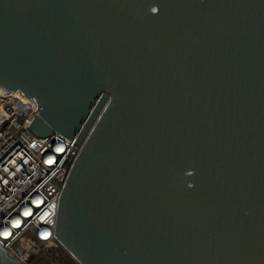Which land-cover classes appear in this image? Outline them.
I'll return each instance as SVG.
<instances>
[{
  "label": "water",
  "instance_id": "water-1",
  "mask_svg": "<svg viewBox=\"0 0 264 264\" xmlns=\"http://www.w3.org/2000/svg\"><path fill=\"white\" fill-rule=\"evenodd\" d=\"M0 92L81 145L78 264H264V0H0Z\"/></svg>",
  "mask_w": 264,
  "mask_h": 264
},
{
  "label": "built area",
  "instance_id": "built-area-1",
  "mask_svg": "<svg viewBox=\"0 0 264 264\" xmlns=\"http://www.w3.org/2000/svg\"><path fill=\"white\" fill-rule=\"evenodd\" d=\"M34 107L0 94V247L19 264H32L37 246L57 245L59 197L81 148L59 133L37 136Z\"/></svg>",
  "mask_w": 264,
  "mask_h": 264
},
{
  "label": "rangeland",
  "instance_id": "rangeland-1",
  "mask_svg": "<svg viewBox=\"0 0 264 264\" xmlns=\"http://www.w3.org/2000/svg\"><path fill=\"white\" fill-rule=\"evenodd\" d=\"M33 255L35 263L43 259L39 264H78L60 245L37 246Z\"/></svg>",
  "mask_w": 264,
  "mask_h": 264
},
{
  "label": "bare ground",
  "instance_id": "bare-ground-1",
  "mask_svg": "<svg viewBox=\"0 0 264 264\" xmlns=\"http://www.w3.org/2000/svg\"><path fill=\"white\" fill-rule=\"evenodd\" d=\"M0 94H6L7 95L8 93H2V92H0ZM12 96L17 97V98L25 99V97L22 94H20L19 92L13 93Z\"/></svg>",
  "mask_w": 264,
  "mask_h": 264
},
{
  "label": "trees",
  "instance_id": "trees-1",
  "mask_svg": "<svg viewBox=\"0 0 264 264\" xmlns=\"http://www.w3.org/2000/svg\"><path fill=\"white\" fill-rule=\"evenodd\" d=\"M42 260H43V259H40V260L37 261V263H35V262H34V261H35V256L32 255L31 263H32V264H39Z\"/></svg>",
  "mask_w": 264,
  "mask_h": 264
}]
</instances>
